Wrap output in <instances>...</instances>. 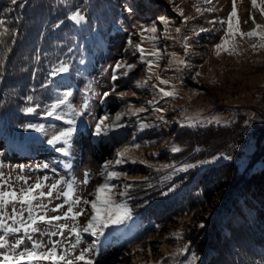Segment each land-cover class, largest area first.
Returning a JSON list of instances; mask_svg holds the SVG:
<instances>
[{
    "label": "rangeland",
    "instance_id": "374dc122",
    "mask_svg": "<svg viewBox=\"0 0 264 264\" xmlns=\"http://www.w3.org/2000/svg\"><path fill=\"white\" fill-rule=\"evenodd\" d=\"M129 7L132 8L131 13L127 11ZM197 7L203 11V15L196 11ZM236 7L241 31L248 32L253 29L254 24L249 15L255 18L256 23L264 24V18L252 8L251 0H237ZM209 8L212 11H207ZM180 9L183 10V17L179 15ZM231 11L232 0H211V3H206L205 0H173L172 3L169 0H125L121 5V19L116 29L107 38H98L93 51L86 56L80 69L71 75L69 67L67 72L56 75L63 80L59 97L66 92L71 93L67 103L58 111L68 112L69 106L81 110L85 101L88 105L77 118L76 132L70 141L68 154L56 151V148L63 146L62 142L56 145L47 143L53 135L68 127L64 121L45 115L36 119L33 125H42L44 131L27 128L28 132L21 144L5 142L0 131V172L4 174V179L10 178L11 186L17 191L26 186L23 181L17 179L18 176L27 177L29 185L34 184L37 179L43 181V178L47 177L48 179L43 181L46 185L44 191H48L47 186L57 181L64 182L59 186L63 191L68 181H75L74 198L91 200L94 197L90 193L94 192L97 185L103 183L100 176L102 165L106 161H115L116 152L123 151L125 146L128 147L124 156L126 162L112 166V170L124 175L112 183L117 185V193L124 191V185H130L126 195L117 196L116 199L127 203L131 215L124 223L106 229L105 235L99 238V254L89 257L95 264H163V258L172 248L167 238L177 237L178 229L192 227L197 214L181 216L154 232L141 231L143 233L138 235L131 228L132 222L138 221V218L133 216L134 208H152L165 200L178 198L187 183L182 186L178 184L185 180L183 177L189 175L190 171L200 172L209 166L230 160L225 152L209 154L202 146H195V142L191 140L198 132L203 135L206 128L228 125L241 116L247 123L257 120L258 117L264 119V49L253 50L251 47L260 41L257 38L237 36L236 54L233 55L224 51L217 55L214 48L220 43V37L224 36L227 29V23L222 25L220 21H227ZM160 16L168 18L170 22L167 32L164 25L157 20ZM209 21L215 23L210 24ZM154 22L161 37L157 47L162 51L166 49L167 53H177L178 58L185 59L192 67L178 71L175 66L168 65V56L165 54L159 61L160 68L154 67L152 72L158 73L161 79L168 80L169 83L160 84L153 75L148 80L149 87L137 88L136 80L148 79L147 66L140 63L139 53L133 55L128 40L131 38L134 44L140 43L146 53L152 51L150 42L141 41L139 26H150ZM84 23L74 24L81 27ZM176 27L181 28L179 34L175 32ZM202 28L210 31L203 32ZM184 43L188 45L187 53L181 47ZM146 59L153 57L146 56ZM118 61L136 63L137 68L129 73L128 77L117 73L119 78L113 81V68ZM153 84L156 85L155 88L151 87ZM113 88L115 91H112ZM161 88L165 91H172L174 88L175 97H163L159 92ZM104 92L110 93L106 100L103 99ZM121 92L125 93L123 101L117 99V94ZM149 101L154 103L149 104ZM130 107L132 111L141 107L146 111L125 115L119 122L123 126L115 128L108 137L95 138L91 135L96 118L108 113L111 120L116 112L126 113ZM156 108L162 111L157 112ZM141 123L149 127L141 129ZM182 124L184 126H181ZM135 144L140 147H134ZM173 145L180 149L184 145L188 148L174 158L176 152L172 151ZM254 148L255 141L251 138L239 158L241 169L246 167ZM200 151L208 154L203 159L194 160ZM183 154L186 157L179 159ZM134 160L137 162L133 163ZM203 161L211 162L202 163ZM188 164L196 166L188 168L187 171L179 170ZM169 165L170 167H165ZM86 174L87 184L84 183ZM170 188L174 190L169 191ZM163 192L168 194L162 195ZM56 196L57 193L54 192L52 198L44 200V203L48 204L49 216L62 215L67 211L68 205L60 212L50 211L55 205L64 203V197L57 199ZM81 208L89 209L85 216L77 218L79 225L83 226L87 216H90V206L81 203L75 206L74 210ZM58 223L71 226L74 222L69 219ZM38 226L40 232L33 234V239L37 241L47 244L49 240H59L60 249L70 247V244L75 242V237L69 231H65L64 237H49L43 233L56 229L47 224ZM20 235L22 234L10 236V242ZM95 239L89 233H81L82 242L73 255L78 254L81 248L90 247ZM25 244L30 245V242L25 240ZM191 259L183 264H188ZM39 264L51 262L42 261Z\"/></svg>",
    "mask_w": 264,
    "mask_h": 264
},
{
    "label": "trees",
    "instance_id": "16d2710c",
    "mask_svg": "<svg viewBox=\"0 0 264 264\" xmlns=\"http://www.w3.org/2000/svg\"><path fill=\"white\" fill-rule=\"evenodd\" d=\"M124 1L18 0L12 5L0 0V18L15 33L2 37L5 44H0V52L5 46L11 49L0 64V131L5 142L23 143L26 125L43 117L44 106L61 94L63 80L51 75L53 68L65 62L74 75L98 38H107L116 29ZM77 9L86 17L81 27L67 18ZM29 95L32 102L26 99ZM37 104L36 113L23 111ZM250 122L241 116L228 125L206 128L203 135L198 132L191 140L195 146L209 154L225 152L230 160L200 172L190 171L178 184L187 183L180 197L152 208H134L138 221L132 222L131 228L138 235L154 232L181 216L197 214L192 227L178 229L179 239L167 238L172 248L163 264H183L193 253L197 257L194 264H264V119ZM251 138L255 148L241 169L239 158ZM185 148L174 153V158ZM208 152L200 151L194 160L203 159ZM184 245L187 250L178 252Z\"/></svg>",
    "mask_w": 264,
    "mask_h": 264
},
{
    "label": "snow or ice",
    "instance_id": "6c2138e0",
    "mask_svg": "<svg viewBox=\"0 0 264 264\" xmlns=\"http://www.w3.org/2000/svg\"><path fill=\"white\" fill-rule=\"evenodd\" d=\"M10 4L15 5L18 3V0H9ZM170 3L173 0H169ZM206 3H211V0H205ZM237 0H232V11L229 13L227 21L221 20L220 23L223 25L227 23V29L225 30L224 36L220 37V43L214 46L216 54L219 55L222 51L227 52L229 55L236 54V37L240 36L241 38H257L260 43L252 44L251 47L253 50L264 49V24H258L255 21V18L249 15V19L254 24V27L251 31L243 32L239 28L238 15H237ZM251 6L253 9L257 10L262 18H264V0H251ZM129 13L132 12V8H127ZM196 11L203 15V11L197 7ZM207 11H212L211 8ZM179 15L183 17V10H179ZM69 20L73 21L75 24L79 25L83 22H86V17L81 13L80 10L70 12L67 17ZM157 20L164 25L165 32H167L169 20L164 16H160ZM185 22L187 18H184ZM234 20L236 23H234ZM247 23V21H245ZM6 20L0 18V44H5V41L2 39L5 35H14V31L6 27ZM210 24L215 23V21H209ZM141 41L147 40L152 44V51L147 52L142 47L140 43L134 44L131 38L128 40L129 47L133 50V55L139 53V60L141 64H146V71L148 72V79L145 80H136L135 85L137 88H147L149 87L148 80L154 75L156 80L160 84L167 85L168 80H163L160 78L158 73H153L152 69L160 68L159 61L164 58L165 54L168 56L167 63L168 65L175 66L176 69L185 70L190 69L192 66L185 59L178 58L177 53L171 52L167 53V50L163 51L157 47V42L161 38L158 35L159 29L154 22L152 25L147 26L141 24ZM201 31L207 32L210 29L202 28ZM176 33L181 32L180 27L175 28ZM144 33L149 35L145 36ZM172 38V37H169ZM186 40L187 37H184ZM15 41L13 40V43ZM181 47L187 53L188 45L186 43L182 44ZM128 49H125L127 51ZM11 51L10 48L5 46V51L0 52V64L3 63L6 59L7 52ZM146 56H151L153 59H146ZM39 57L37 56V60ZM137 68L136 63L128 62H117L113 68L112 80L115 81L119 78L117 73L125 77L129 76V73L133 72ZM69 70V66L65 62H61L59 67H54L51 72L52 76L58 75L60 73H65ZM123 70V71H121ZM199 75V73H197ZM152 88H155L156 85H151ZM115 91V88L112 89ZM159 92L163 94V97H175L176 92L173 88L172 91H165L163 88L159 89ZM71 93H64L62 97H59L54 103L44 106L43 115L46 117L55 118L58 121H64L68 127L59 131L58 134L53 135L48 139L47 143L49 145H56L58 143L63 144L62 147L56 148V151L68 154V149L70 146V141L76 132L77 118L83 114V111L87 109V101H85L81 110H76L69 106L68 112L58 111L61 109L62 105H65L68 101V97ZM109 92L103 93V99L106 100L109 97ZM135 95V93H133ZM125 93L121 92L117 94V99L124 100ZM28 102L33 101V96L29 95L27 98ZM149 104H153L154 101H149ZM40 107L39 104L36 107H25L23 111L25 114H34L37 112V109ZM146 109L144 107L135 109L132 111L131 107L126 113L116 112L115 116L110 120L109 114L105 113L104 115L96 118L93 131L91 135L95 138L108 137L109 133L115 128L122 127L123 125L119 123L123 120L125 115H136L139 112H144ZM155 111L160 112L162 109L156 108ZM66 117H69L66 119ZM163 119V117H161ZM191 125V121L189 120ZM181 126H184L183 124ZM149 125L141 123L140 128H146ZM27 128H34L36 131L43 132L44 128L42 125H26ZM134 147L139 148V144H135ZM181 149L175 145L172 147L173 152H179ZM128 151V147L125 146L123 151L116 152L115 161H106L101 168L100 176L103 178V183L96 186L93 193H90L94 198L81 199L80 197H75V181H68L66 183V189L61 191L60 185L64 183L63 181H57L47 186L48 191H44L46 187L43 181H46L48 178L44 177L43 181L37 179L34 184H28V178L24 176H18L19 181H23L25 187H21L18 191L11 186L10 178L4 179V174L0 172V264H39V262L47 261L51 264H95V261L90 257V255H98V241L99 238L105 235V230L124 223L125 220L130 218L131 209L128 207L125 201L117 200V196H124L127 193V189L130 185H124V191L116 192L115 189L117 185L112 183L114 180H119L124 173L112 170V166L121 165L125 163L124 156ZM215 159V158H213ZM136 163L137 161H132ZM140 163H146V161H139ZM211 161H203L202 163H210ZM151 166V165H149ZM196 165H185L180 171H187L188 168L195 167ZM46 167V166H45ZM165 167H170L165 166ZM23 171V168H21ZM88 174L85 175L84 183H88ZM173 188H170L169 191H173ZM56 192V198L64 197L63 204H57L55 207L51 208L50 211L53 213L60 212L65 205H68L67 211L62 215H52L49 216L47 213L49 211L48 204L44 203L45 198H52L53 193ZM162 195H167V192L161 193ZM83 203L84 205L90 206V216H87L86 223L83 226L79 225L78 217L85 216L89 209L81 208L80 210H74V207ZM9 206H11V211L9 212ZM19 206V207H18ZM39 210V211H37ZM25 213L27 217L25 218ZM72 220L74 223L69 226L67 223H58L62 220ZM11 221V223H9ZM54 222H57L54 224ZM39 224L52 225L56 230L48 231L43 233L49 237L55 236H65V231H69L74 237L75 242L70 244V247L60 249L61 241L49 240L47 244L42 241H37L33 239V234L40 232ZM201 228L204 227L203 224L200 225ZM81 233H89L92 237L96 239L93 241V244L88 248H81L78 254L73 255L76 249L81 244ZM14 234H22L17 236L14 241L10 242L9 237ZM181 234H176L177 239L180 238ZM67 239V237H65ZM25 240L30 242V245L25 244ZM187 245H184L182 249H178V252H183L187 250ZM58 249H60L58 251ZM197 259L196 255L193 253L192 259L188 264H194Z\"/></svg>",
    "mask_w": 264,
    "mask_h": 264
}]
</instances>
